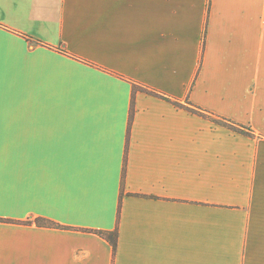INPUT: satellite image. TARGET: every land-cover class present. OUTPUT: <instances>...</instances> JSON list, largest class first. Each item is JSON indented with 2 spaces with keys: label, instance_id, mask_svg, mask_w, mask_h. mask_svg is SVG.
Instances as JSON below:
<instances>
[{
  "label": "crops",
  "instance_id": "crops-1",
  "mask_svg": "<svg viewBox=\"0 0 264 264\" xmlns=\"http://www.w3.org/2000/svg\"><path fill=\"white\" fill-rule=\"evenodd\" d=\"M0 264H264V0H0Z\"/></svg>",
  "mask_w": 264,
  "mask_h": 264
},
{
  "label": "trees",
  "instance_id": "trees-1",
  "mask_svg": "<svg viewBox=\"0 0 264 264\" xmlns=\"http://www.w3.org/2000/svg\"><path fill=\"white\" fill-rule=\"evenodd\" d=\"M139 87L134 84V93L137 91ZM150 92V90H147ZM135 95V94H134ZM222 123L224 125H226L227 127H229L230 129H233L235 131H239V132H242L244 131V129H247V133L248 134H252V130L246 126H243L241 124H238L236 122H233L232 120H229L227 118H223L222 119ZM50 224H53L52 221H50ZM104 235L107 236V238L111 241V243L113 244L114 248H116V245H117V231H114L112 233H105V232H102Z\"/></svg>",
  "mask_w": 264,
  "mask_h": 264
}]
</instances>
